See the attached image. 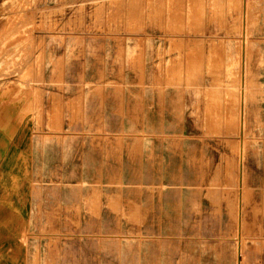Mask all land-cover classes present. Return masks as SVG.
<instances>
[{"label": "rangeland", "instance_id": "obj_1", "mask_svg": "<svg viewBox=\"0 0 264 264\" xmlns=\"http://www.w3.org/2000/svg\"><path fill=\"white\" fill-rule=\"evenodd\" d=\"M63 58L116 68L165 141L102 210L40 221L39 264H264V0H0V103Z\"/></svg>", "mask_w": 264, "mask_h": 264}, {"label": "crops", "instance_id": "obj_2", "mask_svg": "<svg viewBox=\"0 0 264 264\" xmlns=\"http://www.w3.org/2000/svg\"><path fill=\"white\" fill-rule=\"evenodd\" d=\"M111 69L49 59L44 84L32 86L40 102L0 103V264H39L40 221L56 210H102L104 182L139 180L157 156L165 140L150 141L143 112L136 116Z\"/></svg>", "mask_w": 264, "mask_h": 264}]
</instances>
